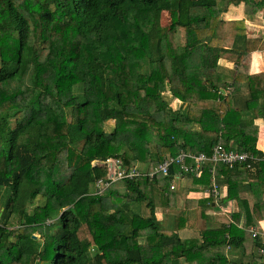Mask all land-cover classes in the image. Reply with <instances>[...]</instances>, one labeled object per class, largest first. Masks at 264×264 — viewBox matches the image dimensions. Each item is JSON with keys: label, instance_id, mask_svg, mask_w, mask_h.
<instances>
[{"label": "trees", "instance_id": "trees-1", "mask_svg": "<svg viewBox=\"0 0 264 264\" xmlns=\"http://www.w3.org/2000/svg\"><path fill=\"white\" fill-rule=\"evenodd\" d=\"M240 3L247 16L264 10V0H0V264H264V236L249 228L264 219V200L250 206L239 195L253 180L264 189L254 122L264 121V73H250L264 34L223 17ZM231 139L258 160L185 174L188 193L208 186L215 167L238 206L230 224L212 228L210 199L196 200V237L179 234L187 213L169 230L155 212L175 207L179 166L169 178L98 188L108 169L96 159L150 172L164 156L210 155Z\"/></svg>", "mask_w": 264, "mask_h": 264}, {"label": "crops", "instance_id": "crops-1", "mask_svg": "<svg viewBox=\"0 0 264 264\" xmlns=\"http://www.w3.org/2000/svg\"><path fill=\"white\" fill-rule=\"evenodd\" d=\"M260 16L264 18V10L259 11ZM258 13V14H259ZM257 14V15H258ZM255 16V15H254ZM223 17L227 20H238L243 19L245 21H250L248 18H252L251 16H247L244 13V4L240 3L239 5L231 4L227 11L223 13ZM252 20V19H251ZM248 25V24H247ZM256 54V58L255 55ZM221 65L224 66V68L229 72L234 66L233 62L221 59ZM264 73V51H254L252 53L251 57V63H250V73L256 74V73ZM237 98L236 100L239 101L241 104H243V99L248 95V87L246 83L242 85L241 91L236 94ZM179 103L178 107H182V101L179 99H176ZM259 126V135H258V141H257V147L264 151V121L263 119H255L254 121ZM234 140V139H231ZM140 166V164H136ZM144 169V168H143ZM213 178L215 181H213ZM213 182L217 185V192L218 195L213 194L209 189L212 188ZM176 199L175 207L173 208H166V207H156L155 212L157 218L162 222V224L169 230L174 228L175 221H176V215L178 213H187L188 220L185 227H183L179 234L182 237H196L199 235L198 228L194 225V220L196 219L197 215V204L196 200L204 198V199H210V202L205 206V215L207 216L206 220V227H212V228H218L222 224H230L232 219V214L235 211H238L237 201L235 199H225L228 193V187L225 182V179L221 177L218 178L216 174L212 175L210 179V184L208 186L203 185H197V187H193L188 191V193L183 192V188L186 184V176L178 181H176ZM250 189H241L239 195L243 198L248 199L249 205L252 206L255 201H262L264 200V189L259 184L257 180H253L250 183ZM188 200V205L185 204V201ZM144 213L149 214V211L145 209ZM223 215V216H221ZM166 217L165 220H163V217ZM210 220V221H209ZM243 225V221L239 224V226ZM249 228H256L257 232L259 234H262L264 236V219L260 220L256 226L251 225ZM230 246V245H229ZM227 247V256L228 258H237L239 257L238 252L231 250L230 247ZM261 251V250H260ZM238 259V258H237ZM244 261H249L250 256H246L243 258Z\"/></svg>", "mask_w": 264, "mask_h": 264}, {"label": "built area", "instance_id": "built-area-1", "mask_svg": "<svg viewBox=\"0 0 264 264\" xmlns=\"http://www.w3.org/2000/svg\"><path fill=\"white\" fill-rule=\"evenodd\" d=\"M234 140L230 141V145L226 147L223 143H218L214 146L213 151L210 155L205 152H200L194 154L188 150H181L177 155H167L162 158L159 162L157 168L153 171L146 172L145 170H140L138 165L132 167H127L121 158H108L106 160L96 159L92 163L93 165H103L108 169L107 177L105 179H100L97 181L99 189H103L109 186L112 182L119 179L129 178L137 179L142 176H148L150 179L154 178L156 174L164 178H169L171 174L172 166H179L182 171L181 174H175L178 178L180 176L185 177L188 172H194L196 176H200L203 166L207 162L212 164H225L232 168L236 164H245L247 168H254V163L258 158L246 151H239L234 149L231 144ZM191 160V163L189 162ZM211 172L214 175L215 167L211 168ZM171 180V188H176L175 177ZM213 181L215 179L213 178ZM217 185L213 182L212 188L209 189L213 194L218 195ZM253 230L254 228H250Z\"/></svg>", "mask_w": 264, "mask_h": 264}, {"label": "rangeland", "instance_id": "rangeland-1", "mask_svg": "<svg viewBox=\"0 0 264 264\" xmlns=\"http://www.w3.org/2000/svg\"><path fill=\"white\" fill-rule=\"evenodd\" d=\"M258 13L259 12H257L255 14V16L254 15L251 16L252 18H248L250 21H253V22H249V21L247 22V21L244 20L245 21V24H246V32L251 37L262 36L264 34V18L258 17L261 14V13H259V14ZM169 22H170V14L168 12H164L162 14V24L163 25H168ZM164 97L170 102V104H171V106L173 108H180V107H178V105H179L178 101L176 99H174L168 91H166L164 93ZM113 123H114L113 120L108 121V123H107V129H111L113 127ZM145 167L146 166L144 164H140V166H138V168L140 170H143V168L145 169ZM38 202H40V201H38ZM0 208H1V204H0ZM221 216H223V215H221ZM165 219H166V217L164 216L163 217V220H165Z\"/></svg>", "mask_w": 264, "mask_h": 264}, {"label": "water", "instance_id": "water-1", "mask_svg": "<svg viewBox=\"0 0 264 264\" xmlns=\"http://www.w3.org/2000/svg\"><path fill=\"white\" fill-rule=\"evenodd\" d=\"M34 237H36V235H34Z\"/></svg>", "mask_w": 264, "mask_h": 264}]
</instances>
